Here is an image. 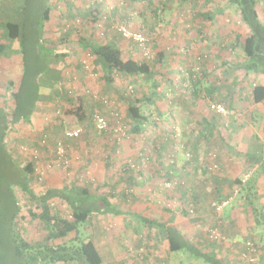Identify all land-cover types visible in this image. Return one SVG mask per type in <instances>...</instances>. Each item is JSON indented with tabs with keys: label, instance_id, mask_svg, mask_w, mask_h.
<instances>
[{
	"label": "rangeland",
	"instance_id": "rangeland-1",
	"mask_svg": "<svg viewBox=\"0 0 264 264\" xmlns=\"http://www.w3.org/2000/svg\"><path fill=\"white\" fill-rule=\"evenodd\" d=\"M23 1L24 0H0V25H3L4 22L8 21H22L17 8L19 3ZM257 1L261 19L264 23V0ZM113 2L114 1L112 0L51 1L52 11L49 20L46 22L45 34L40 42L39 48L42 49V51L47 52H53L52 50L55 49L53 53L56 55L60 54L61 56L50 57L53 64L55 62L58 63V65H56L58 68L64 67L68 70L66 71L67 73L71 71L72 74L70 72V74L65 73L62 77L63 79L60 81L54 76L53 80L49 76L44 75L41 77L40 83L42 85L45 83V90L50 89V96L48 98L43 97L37 109L38 111L34 114L30 123L20 122L19 124H10L8 126L5 143L12 151L14 159H16L19 165L23 166L27 161L35 163L37 172L31 186L37 194L42 195L50 188H61L64 186L71 187L74 185L87 188L94 193L103 194L112 192L115 196L113 197L114 201L119 204L118 206L126 210L140 212L144 216H148L154 220L168 221L167 224L177 226L184 234L186 233L185 236L191 240L193 239L194 234L198 235L203 230L209 232L212 227L218 226L219 224H216L217 222L215 218L217 217L219 221L223 220V213L227 212L229 207H227L223 213L219 215L215 214L211 202L205 204L202 203L199 207L191 205L189 203L191 193L190 195H186L187 193L185 192L186 196H183V194L178 192L177 189L172 191L171 188L165 189L158 185V188H156L155 183H159L156 181V178L154 181L152 180L153 182H151V179L149 181L146 179V176L149 177L152 175L149 170L152 166L153 168H156L160 163H162L163 166V159L165 157L163 158L161 155V157H159L156 155V152L154 153L156 149L158 150L156 144L162 142V136L166 139H168V137L170 138V140L165 139V144L169 146L170 150L180 149V152L177 155L178 158L184 154L187 159V153H193L192 150L187 149L189 145L188 137L184 130L185 127L183 125H179L178 127L174 121L164 122L165 120L163 121L162 118H159L157 123L158 125L164 123L165 131L159 130V132H157V129L152 127V129H148L149 134H144V136L131 135V139L124 144L127 145L126 148L124 145L117 143L120 148V154H118V147L116 151L111 147L112 144L114 145V135L110 134L109 131L103 132L104 134L99 135H96L94 131L90 132L87 127L79 125L73 117L65 116L63 114L66 110L63 109L64 105L55 103V100L53 99V96L57 93L55 91L60 87L59 83L62 85L65 82H67V84L69 83V89L72 88V94L76 95L77 87L80 85H82V87L83 85L87 87L88 85V81L85 82L87 79L83 75L84 71L86 74L91 73L92 71L96 73L97 71L96 67V71L93 68V63L94 65L96 64V60L93 62V55L91 56L88 52L86 53L81 50L77 51L72 48L77 47L75 42L80 40V38H92L102 44L115 38L117 40L114 41H117L123 46L129 45V47H127L128 50L131 49L132 52L136 54V58L133 59H139L138 57H140V53L136 52L133 45L129 43L127 44L122 41L123 39L121 38L119 39V37H117L118 33H116L114 29L110 31L111 35L107 36V34H109L108 29H111L112 25L110 27L107 24L110 23V21H104L105 17L109 18L111 15L112 18H116L120 22H123L119 18L116 6ZM210 2L213 4L217 3V8L220 12L224 9L225 12L227 11L226 17L230 21V24H227V31H230L228 32V35H233L234 32H240L239 34L241 35L242 40L239 39V42H237L240 49L236 52L239 53V55H244V57H246V51L244 48V50L242 49V45H244L245 40L249 38L250 32L241 22H235L238 26H236L237 28L232 29V23H234L233 21L238 12L230 5L229 0H210L208 3ZM29 4L31 7L34 6L35 0H29ZM94 4H96V7ZM98 4L101 6L98 7ZM95 8H100L103 11V13H99V16H102V18L97 22L94 20L95 13L91 12L92 9ZM70 14L75 15V19H70ZM65 16L66 18H64ZM101 24L105 26L102 28L100 27ZM128 27L131 30L136 31L132 25L128 24ZM4 32V29L0 28V45H6L5 53L0 57V108L6 113L7 120L11 121L16 101L14 93L17 92L19 80L24 74L23 69L25 63L20 54L19 43L8 41L7 38L3 36ZM108 37H110V40H107ZM231 42H233V38L230 37L229 43L231 44ZM69 48L73 50H70ZM69 51H71L70 55L68 57L65 56V53H68ZM198 52L200 53V50H198ZM229 52L231 51L228 49L227 53ZM199 53L196 60L191 64V67L188 68L190 71L196 69V65H198L200 61L203 68V65L211 59L210 53L206 56V59L204 56L199 55ZM31 54L32 52H30V55ZM201 57H203V59H201ZM31 62L32 57L30 56L29 63ZM81 67L84 69L82 70ZM188 69H186L187 75L181 76L182 78L191 76L190 73L192 72ZM205 70L206 68H204L202 73L200 71L198 76L204 74ZM75 77L78 81L74 79ZM54 81L58 83H55ZM48 82L53 84L54 87L49 86ZM196 85L197 83H195V85L192 83L193 93H195ZM129 95L131 94H128V96ZM115 101H118L117 103H119L118 99ZM202 102L206 106V102L203 100ZM43 103L47 106L46 109L43 108L44 105L41 106ZM120 105H117L116 108L110 107L108 109V113L110 112L109 116L110 114H117L118 118L121 120L122 127H127L129 129L127 107L122 103H120ZM209 105L210 102H207V108ZM147 110L151 113L157 112V109L153 106L150 107V109L147 108ZM228 116L234 118L235 114H228ZM109 121L110 123H113L112 120ZM243 125H245L244 127H246L249 132L253 130L251 127L252 124L249 120L244 122ZM253 126L255 133H261L262 125L260 122ZM179 128L181 130H179ZM70 129H82L83 134H81L77 142L75 140L74 143H70L72 140L66 141V139L63 138L65 132ZM59 142H62L65 145L66 157L69 162L68 166L61 164L58 160L59 158L56 157ZM169 149L166 148V150ZM212 149L209 152L215 151V149ZM96 154L97 158L101 157L99 160L102 161L103 165H96L94 162ZM142 158L153 161L151 163L152 166L145 165L143 167L141 175L134 178L136 182L139 183V186L133 189L128 188L129 197H125L122 193L124 191L123 184H120L119 178L123 174V170L125 171L128 162L137 164V162L139 163L142 161ZM88 161L90 164H88ZM170 163L171 161L169 162V165ZM83 165L85 166L82 168ZM79 167L82 169L80 170ZM102 168L105 171H103ZM248 173L252 174L251 171H248ZM248 185L249 184H247L246 187ZM191 188L189 187V189ZM245 189L241 191V195L243 191L245 192ZM17 191L19 203L22 207V213L18 219V230L29 239H40L38 236L39 234L34 230L36 223L31 219L30 206L27 205V198H24L18 189ZM182 205L188 208V212L189 209H194L195 214L191 215L188 213L189 215L186 216L179 213V209ZM166 209H170V212L169 210L165 212ZM201 216L205 219L207 224L204 223ZM212 219L214 222H211ZM196 220L197 222H195ZM199 220L200 222H198ZM201 220H203V222ZM220 226L221 223L219 229L221 228ZM260 227L263 228L264 223H261ZM220 232L223 234V232L225 233L226 231L222 229ZM262 233H264V230ZM85 234L90 240H92L100 252L102 258L101 264H204L198 262L196 259H192L185 251L175 252V245L171 243L168 237L162 235L156 228L150 230L148 227L143 225L140 226V224L131 217H114L112 215L98 217L93 222V225L86 228ZM225 234L224 236L228 240L229 235L227 233ZM224 236L223 239H225ZM142 238L144 239V244L141 242ZM246 241L257 244L259 255L258 258L256 256V263H254L262 264L261 261L264 257V250L262 249L264 248V237L259 240V238L252 236L244 237L243 241L239 242L240 244H234L237 246L236 249L232 248L231 253L227 252L229 257L228 262H235L237 259V253H239V248L243 247V243H246ZM222 245L224 246L220 249V258L223 257L226 248H229L230 244L225 242V244Z\"/></svg>",
	"mask_w": 264,
	"mask_h": 264
},
{
	"label": "crops",
	"instance_id": "crops-1",
	"mask_svg": "<svg viewBox=\"0 0 264 264\" xmlns=\"http://www.w3.org/2000/svg\"><path fill=\"white\" fill-rule=\"evenodd\" d=\"M112 1H114L113 3L116 6L121 21L127 25H132L136 31L146 32L152 47L153 60H161V64H159L156 72L158 82L162 84L160 87L165 89V92L163 94L159 93V96L152 100L155 102L154 105L156 104L161 109L162 120H165L164 122L174 121L178 127L179 125L185 127L184 130L186 131L189 145L187 149L192 150L193 154L196 155L195 163L193 164L195 169H189L188 182L189 187L191 188L192 186L189 203H195V206L199 207L202 203H212L215 200L224 199L232 193L235 181L238 178L243 179L245 176L246 182L249 180L245 184H249L245 192L243 191L242 195L240 194V196L236 197V202H233L229 206V209L223 213V216L221 215L223 220L219 221L217 217L215 220L216 224L220 225L221 223L220 230L223 229L229 235L227 240L226 234L223 232V235L225 234V242L230 244L229 246L240 244L239 242L248 236L261 240L264 237V233H262L264 227H260L261 223H264V102L261 104L254 103L252 91L257 85L264 86V75L249 74L240 68L245 62V57L244 55H239L234 48L237 46L239 39L242 40V37L239 34L240 32L228 35L230 31H227V24H230V21L226 17L227 11L225 12L224 9L220 12L217 8L218 4L208 3L210 0ZM94 5L96 7V4ZM97 6L101 5L98 4ZM99 10L101 9L99 8ZM155 10H158L157 16ZM257 10L261 19L260 11L259 9ZM100 12L103 13L102 10ZM233 22L232 29L238 26L235 22L243 24L239 13H237ZM107 24L111 27L110 23ZM111 30L113 29H108L109 34L107 36L111 35ZM117 37L122 39L119 34ZM230 37L233 38L231 44L229 43ZM90 39L98 44H102L92 38ZM107 40H110V37ZM114 40L117 39L114 38L107 43L118 45L122 49L126 59L136 58V54L131 49L128 50L127 47L129 45L123 46ZM122 41L127 44L130 43L127 40ZM104 44L106 43L104 42ZM76 46V48H72L77 51H84L79 48V45ZM134 49H136L137 53H140L139 59L135 60L141 61L145 56L137 47H134ZM228 49L231 52L227 53ZM198 50H200V53ZM70 52H68V56ZM198 53L204 56L205 59L210 53L211 59L205 64V79L197 83L195 93L192 92L191 94L188 90L181 87L186 80V78H182L181 76L187 75L186 69L191 67ZM95 60L96 64L94 65L93 63V68L95 71L97 68L96 73L94 71L87 74L84 71L83 73L87 79L85 82L88 81V85L90 86L87 85V87L90 89L84 85L83 87L80 85L77 87L76 95H73L72 88L69 89V83L65 82L63 85L59 83L60 87H58L57 91H55L57 93L53 96L55 103L65 105L66 94L81 97L87 102L89 108L98 111L107 118L113 119L111 114L109 116L110 112L108 113L110 107L116 108L117 105L122 103L126 105L125 107L128 110L130 104L136 103V99L140 100L141 98L143 100V97L151 93L150 88L152 84L151 82L148 83L145 77L114 74L111 76L112 81L107 83L105 81L104 68L94 56L93 62ZM153 60H151V65L156 64ZM56 65H58L56 62L51 64L52 70L48 74H45V76H49L50 78L54 76L58 77V79L60 77V81L63 79L62 77L65 73H71V71L67 73L66 71L68 70L66 68H58ZM81 69L83 70L84 68L81 67ZM74 79L78 81L76 77ZM129 86L134 87L136 96H128V94H131ZM49 94L50 89L45 90L44 83L41 90V100L43 97L48 98ZM103 99L108 100L109 104H105ZM117 99L119 103L115 101ZM202 100L206 102V106ZM167 102H172V104L168 105ZM207 102L226 103L229 111H233H230L229 114H235V117L226 116L228 120L225 122L224 127L222 129L218 128L220 125L219 119L213 117L212 113H210L211 111L207 108ZM44 104H41V106ZM39 105L40 103L38 107ZM46 107V105L43 106L45 109ZM128 120L130 119L128 118ZM248 120L251 122V127L253 128L251 132L243 125ZM258 122L262 125L261 133L254 132L253 125H256ZM148 129L152 128L149 127ZM156 129L157 132L159 130L165 131L164 123H160ZM179 130L181 129L179 128ZM144 134H149L148 130L137 136H144ZM203 135H206V137H201ZM64 137L65 134L63 135ZM130 139L131 137L126 138L120 141V144L124 145ZM165 139V137H161L162 142L156 144L158 150L156 149L154 153L156 152V155L159 157H165L162 168L166 171L171 161L169 154L173 149H169V146L165 144ZM200 139L201 143L197 144ZM71 140L72 142L70 143L75 142V139H66V141ZM113 142L114 145L112 144L111 147L116 151L117 147L114 139ZM219 142L221 145L217 146ZM124 146L126 148L127 145ZM216 146L218 159L212 162L208 158V152ZM166 148L169 150H166ZM119 149L118 147V154H120ZM173 151L177 152L178 155L180 149ZM96 153L98 154L97 151ZM97 154L94 162L96 165H103L102 161L99 160L101 157L97 158ZM183 156L179 158L177 156V163L180 162L177 165L184 166L189 161ZM88 164H90L89 161ZM162 168L160 169L162 170ZM160 169L158 166L156 168L152 166L149 170L151 173L152 171L154 172L149 177L146 176V179L148 181L151 179V182L156 178V181L159 182L155 183L156 187L157 185L160 186L161 182L165 180L163 178L165 171H159ZM102 170L105 171L103 168ZM248 171H251L252 174H249ZM248 187L250 191H248ZM203 220L207 224L204 218ZM203 220L201 221L203 222ZM211 222H214L213 219ZM219 225L216 227L219 228Z\"/></svg>",
	"mask_w": 264,
	"mask_h": 264
},
{
	"label": "trees",
	"instance_id": "trees-1",
	"mask_svg": "<svg viewBox=\"0 0 264 264\" xmlns=\"http://www.w3.org/2000/svg\"><path fill=\"white\" fill-rule=\"evenodd\" d=\"M51 1L35 0V5L31 7L29 0H24L19 3L17 8L22 21H8L0 25V28H3L5 31L3 36L8 41L19 43L20 54L25 63L24 74L19 80L17 92L14 93L16 101L11 121L7 120L6 113L0 108V264H101L102 258L100 252L92 240L87 237L85 230L88 226L93 225V222L98 217L109 215L114 217H131L140 226L143 225L150 230L156 228L158 232L168 237L171 243L175 245V252L185 251L192 259H196L198 262L204 264H255L256 261H254L255 263H250L248 258L245 257L249 253L246 247L247 241L243 243V247L239 248L235 262L229 263L228 253H231L232 248L236 249L237 246L231 245L229 248H226V252L220 258V249L224 246L222 244H225V239H214L209 232L203 230L198 235L194 234L193 239L189 240L185 236L186 233L184 234L175 225L167 224L168 221L154 220L148 216H144L140 212L126 210L118 206L119 204L114 201L113 197L115 196L112 192L103 194L94 193L87 188L75 185L71 187L50 188L42 195L35 192L31 186L37 172L35 163L27 161L25 165H19L16 159H14L12 151L6 145L5 138L10 124L31 122L32 117L38 109V104L42 101L41 90L43 85L40 84V79L52 70L51 64L53 62L50 57L61 56L60 54L56 55L53 53L55 49H51L53 52H47L39 48L45 34L46 22L49 20L52 11ZM229 3L239 13L243 24L250 32L249 38L242 45V49L244 48L246 51V57L245 62L240 68L249 74L264 75V23L260 19L257 10L258 1L229 0ZM158 10H155L156 16ZM100 11L98 8L91 11L95 13V22L102 18V16H99ZM69 18L75 19V15L70 14ZM144 33L146 34V32ZM122 39L125 40L123 37ZM76 43V45H79V48L98 59V62L105 70V81L107 83L112 81L111 76L114 74L145 77L148 83L151 82V93L143 97V100L141 98L140 100L136 99L135 104L129 105V129L126 127L125 130H129L126 131L129 138L131 135H141L149 127L156 128L158 126V119L162 118V115L161 109L156 104L154 105L155 102L152 99L159 96V93L163 94L165 92V89L160 87L162 84L158 82L156 72L159 64H161V60H153L156 64L151 65L150 60L154 59V56L150 58L143 57L141 61L126 59L122 49L118 45L108 43L98 44L90 38H80ZM129 44L143 51L138 43L130 41ZM149 47L152 50L150 40ZM239 47L237 45L235 50L239 51ZM5 50L6 45H0V57L5 53ZM30 52H32L31 55ZM30 56L32 57L31 63H29ZM65 56L68 57V53H65ZM204 68L205 65H203L201 73ZM190 74L192 75V73ZM56 78L58 79V77ZM204 79L205 74H201L193 83L195 85V83ZM48 85L54 87L49 82ZM181 87L183 88V86ZM130 93L134 95L136 91L134 90ZM65 97L66 104L63 107L64 110L66 109L63 113L65 116L73 117L79 125L87 127L90 132L94 131L96 135L104 134L103 132H98L93 123V115L96 110L89 108L87 102L81 97H75L70 94H66ZM252 99L256 104L264 102L263 85H257L253 88ZM167 104L171 105L172 102H167ZM152 106L157 109V112L151 113L147 110V108L150 109ZM208 108L213 117L219 119L220 125L218 128L222 129L228 120L227 117L212 111L210 105ZM113 124L111 123V125ZM109 133L116 136L111 129ZM201 137H206V135ZM64 138L67 139L66 136ZM73 139L77 140L79 138ZM113 139L116 147H119L117 143L120 144V141H118L117 137ZM166 140H170V138L168 137ZM199 143H201V139L198 140L197 144ZM58 144L65 147L62 142ZM219 145H221L220 142L217 146ZM217 146L214 148L215 151L208 152L210 154L208 158L212 162L218 159ZM190 154L191 159H188L189 161L181 169L177 168V152L173 150L169 154L171 163L166 171L162 168V163L157 165L159 169L162 168L159 171H165L163 174L165 180L161 182V187L167 189L166 184L170 183L172 185L169 188L172 191L177 189L183 196L192 193L189 189L188 177L190 174L189 169H195L193 164L195 163L196 155ZM152 162L150 159L145 163L142 161L137 162V171L131 170L129 167L130 162H128L125 171L123 170V174L119 178V182L123 184L124 188L122 192L123 196L129 197L128 190L139 186V183L134 178L141 175L145 165L152 166ZM247 182L243 183L242 179L238 178L234 183L232 193L238 189L239 192L236 197L240 196ZM17 189L24 198H27L31 219L36 223L34 230L39 234L40 239H29L18 230V219L21 216L22 207L19 203ZM248 191H250L249 187ZM221 200L218 199L217 201ZM191 205L195 206V203ZM168 210L170 212V209ZM168 210L166 209L165 212ZM179 213L186 216L189 215L188 208L182 205ZM141 242L144 244L143 238ZM253 244L258 250V254L256 255L258 258L259 248L256 243ZM262 249L264 250V248ZM262 259L261 263L264 264V257Z\"/></svg>",
	"mask_w": 264,
	"mask_h": 264
},
{
	"label": "built area",
	"instance_id": "built-area-1",
	"mask_svg": "<svg viewBox=\"0 0 264 264\" xmlns=\"http://www.w3.org/2000/svg\"><path fill=\"white\" fill-rule=\"evenodd\" d=\"M109 16V15H108ZM110 21L111 25H112V29H114L115 31H117L121 37H123L125 40L127 41H132V42H136L138 43L143 51V55L145 57H151L152 56V50L149 47V38L147 37V35L142 32V31H133L131 30L128 25L124 22H120L119 20H117L116 18H112V16L110 15L109 18L105 17L104 21ZM106 22V21H105ZM103 24L100 25V27L103 28ZM200 60V59H199ZM196 69H194L192 71V75L187 77V81L182 84L183 88L188 90L189 93L192 92V83L195 82L198 78L199 72L202 69V64L201 61L198 65H196ZM191 80V81H190ZM192 82V83H191ZM129 91L133 92L134 91V87L129 86ZM105 104H109V101L106 99H103ZM210 109L224 117L228 116L229 114V109L227 108V106L223 103H210ZM112 118L114 119H110L107 118L105 116H103L102 114H100L98 111H96L93 115V123L95 125V128L97 129L98 132H107L110 131V129L113 131V133H115V137H117L118 141H122L126 138H128V135L126 134L125 131V127L123 128L121 125V120L118 118L117 114H112L111 115ZM113 121V125H111L110 121ZM82 134V129H77V130H67L65 132V136L67 138L73 139V138H79ZM187 159H191V154L187 153ZM56 157L59 158L58 160L61 162V164L68 166L69 162L67 160L66 157V150L65 147L62 145H58L57 147V151H56ZM143 163H145L147 161L146 158H142L141 159ZM129 167L131 170L133 171H137L138 170V165H136V163H130ZM177 168L181 169L182 166L177 165ZM242 182L245 183L246 182V177L242 179ZM172 184L168 183L166 184V186L171 187ZM238 189H236V191L232 194H230L229 196L225 197L224 199H222L221 201H213L211 203L212 209L214 210V212L216 214H221L223 213V211L232 205L233 202L236 201V196L238 194ZM189 213L191 215L195 214V210L191 209L189 211ZM209 233L211 235L212 238L214 239H221L223 238L222 233L220 232V229L218 227H212L209 230ZM246 247L248 250V254L245 255L246 258H248V261L250 263H253L256 260V255H257V249L255 248L254 244L251 242H247L246 243Z\"/></svg>",
	"mask_w": 264,
	"mask_h": 264
}]
</instances>
